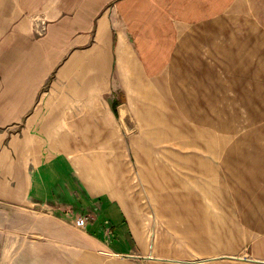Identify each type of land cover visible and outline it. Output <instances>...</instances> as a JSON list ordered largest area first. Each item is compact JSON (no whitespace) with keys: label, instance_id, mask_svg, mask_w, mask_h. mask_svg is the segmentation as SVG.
I'll list each match as a JSON object with an SVG mask.
<instances>
[{"label":"rangeland","instance_id":"obj_1","mask_svg":"<svg viewBox=\"0 0 264 264\" xmlns=\"http://www.w3.org/2000/svg\"><path fill=\"white\" fill-rule=\"evenodd\" d=\"M21 1L0 0V8H19ZM161 9L163 13L158 15L166 21L165 26L169 25L168 38L174 41L161 46L162 50L167 48L169 57L179 46L178 51L189 56L185 61H175L170 68L167 60L164 86L149 97L138 96L136 101L140 110L154 112L161 118L165 127L159 126L168 132V140L160 142L158 136L150 139L146 133L141 136L142 123L134 112L128 111L125 123L112 117L115 134L108 124H103V136L108 137L81 142V158L95 160L96 177L99 169L103 170L102 176L98 175L101 186L91 191L81 189V195L74 189L77 196L85 198L83 204L56 206L52 243L35 236L0 238V264H188L219 257L223 256L222 245L208 243L213 228L207 227L204 218L210 215L213 219L223 210L235 217L242 234L246 230L248 234L249 218L245 222L244 215L248 208L254 213L250 203L262 195L256 189L264 187V178L257 180L264 177V8H225V13L214 18L218 25L195 30L192 44L182 41L193 35L191 31L184 33L177 44L176 8ZM44 32L42 29L39 34ZM130 40L136 45L133 35ZM154 49L160 51L159 44L155 43ZM196 53L198 62L190 60V55ZM14 63L8 60L5 70L1 68L2 83L13 74ZM191 68L197 74L190 76ZM187 69L186 76H178ZM117 80L114 75L109 77L107 88L119 84ZM126 93L128 100L123 94L119 96L126 103L127 112L128 90ZM111 94L105 93L100 100L104 110L111 103ZM150 121L153 117L145 124V131L158 129L157 125L150 126ZM111 135L120 141L117 151L122 155L119 162L124 168L113 180L125 193L121 199L112 198L109 189L104 188V175L110 178L112 166L110 146L105 141ZM209 136L221 149L215 156L204 153ZM73 145L71 151H77ZM172 154L180 158L208 156L199 161L214 168L211 185L198 172L195 160L177 165ZM76 159L72 154L71 160ZM163 167L166 171L160 170ZM70 168L72 183H80L78 176H84L89 184L81 164ZM159 190L162 197L158 200L149 196L150 191ZM165 192H174L178 202L162 200ZM231 241L228 245L234 247V239ZM249 247L247 243L243 250L248 251Z\"/></svg>","mask_w":264,"mask_h":264},{"label":"crops","instance_id":"obj_2","mask_svg":"<svg viewBox=\"0 0 264 264\" xmlns=\"http://www.w3.org/2000/svg\"><path fill=\"white\" fill-rule=\"evenodd\" d=\"M14 7L0 8V73L8 60L15 62L10 78L5 83L0 80V238L35 236L42 237L48 244L55 236L56 206L73 202L83 204L85 198L81 199L73 190L81 195V189L91 191L101 186L98 175L102 176L103 170L99 169L96 177L95 160L89 162L81 158V142L108 137L103 136V124H108L115 134L117 128L112 117H119L125 123L128 111L134 112L142 123L139 126L141 136L151 117L150 126L157 125L158 129H146L150 139L167 132L159 126L165 127L161 118L154 112L140 110L136 101L138 96L149 97L159 91L165 83L164 75H168L167 68L189 56L179 52V46L169 57L167 48L161 49V46L174 44L173 39L168 38L169 25L165 26L166 21L160 17L161 8H176L177 44L189 31L193 35L182 41L192 44L195 30L218 25L214 18L225 13V8H264V1L22 0L19 8ZM42 29L45 32L39 34ZM130 35L141 45L142 55L131 42ZM155 43L159 44L160 51L155 52ZM190 56V60L199 61L198 54ZM187 74L188 69L178 76ZM195 74V68H191L190 76ZM113 75L119 78V84H110L107 88L108 78ZM126 88L129 93L127 112L126 103L119 96L123 94L128 100ZM105 93H112L106 110L100 102ZM121 112L126 114L122 116ZM112 136L105 141L110 146L112 166L110 178L104 175L107 181L104 188L109 189L112 198L121 199L125 193L113 179L124 167L119 162L122 155L117 151L120 141ZM207 138V155L212 156L218 148L217 143L210 136ZM72 143L73 147H78L77 151H71ZM72 154L78 158L75 162L71 160ZM208 156L193 154L191 159L198 164L200 158ZM172 158L175 164L182 165L183 158L188 157L172 154ZM154 159L157 160L155 156ZM77 163L81 164L89 184L84 176H78V184L71 182L70 167ZM163 169L166 171V167L160 168ZM198 170L209 180L210 170L204 167ZM263 178L261 175L257 180ZM256 190H261L257 194L262 195L250 203L254 213L248 208L244 215L245 222L249 218L248 234L247 230L245 234L239 231L235 217L227 211L223 210L213 219L207 215L204 218L207 227L213 228L209 242L211 245L220 243L223 256L188 264H264V187ZM154 193L150 191L149 195L157 194ZM165 195L164 201L177 203L179 200L176 201L174 192H165ZM205 213L208 214V210ZM231 238L234 247L228 245ZM247 243L250 244L248 251L243 250Z\"/></svg>","mask_w":264,"mask_h":264},{"label":"bare ground","instance_id":"obj_3","mask_svg":"<svg viewBox=\"0 0 264 264\" xmlns=\"http://www.w3.org/2000/svg\"><path fill=\"white\" fill-rule=\"evenodd\" d=\"M144 133H146V131L144 132ZM147 135H149L148 133H146ZM167 135H168V132H166V134H162V135H159L157 138H158V140H160V142H164V141H166V140H168V137H167ZM165 136V137H164ZM219 150V148H217L216 150H214L213 152H212V156H215V154H217V151ZM206 151H207V149H206ZM204 152H205V150H204ZM207 153L209 154V152L207 151ZM211 153V152H210ZM190 160H192L191 158H186V159H184L183 161H186V162H189ZM198 167H204V168H207L208 170H210L209 172H208V175L210 174V176H209V181L210 182H208V183H211L212 182V180H213V174H214V172H212V170H213V168H212V166L211 165H209L207 162H204V161H199L198 162ZM206 171V170H205ZM155 194V193H154ZM150 197H152V198H156V199H159V198H161L162 197V195L160 194V193H157L156 195H149ZM173 209V208H172ZM178 211V210H177ZM208 234V233H207ZM208 237L210 238V240H211V237H212V235H208ZM210 240H208V243H210L209 241Z\"/></svg>","mask_w":264,"mask_h":264},{"label":"trees","instance_id":"obj_4","mask_svg":"<svg viewBox=\"0 0 264 264\" xmlns=\"http://www.w3.org/2000/svg\"><path fill=\"white\" fill-rule=\"evenodd\" d=\"M137 42H138V41H137ZM137 42H136L137 48H138V50L140 51V53H141V55H142V52H141V49H140L141 45H139V43H137ZM161 49H162V48H161ZM112 107H113L114 111H116V104H115V103L112 104Z\"/></svg>","mask_w":264,"mask_h":264}]
</instances>
